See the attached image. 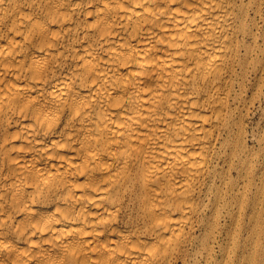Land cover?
I'll list each match as a JSON object with an SVG mask.
<instances>
[{"label":"bare ground","instance_id":"6f19581e","mask_svg":"<svg viewBox=\"0 0 264 264\" xmlns=\"http://www.w3.org/2000/svg\"><path fill=\"white\" fill-rule=\"evenodd\" d=\"M256 105L264 0H0V264H195Z\"/></svg>","mask_w":264,"mask_h":264},{"label":"rangeland","instance_id":"374dc122","mask_svg":"<svg viewBox=\"0 0 264 264\" xmlns=\"http://www.w3.org/2000/svg\"><path fill=\"white\" fill-rule=\"evenodd\" d=\"M253 111L247 121V141L254 149L250 156H261L264 153V107L256 105L250 112ZM255 166L260 177L261 165L257 163ZM258 176L255 180L257 196L254 202H250L246 193V198L240 197V201L233 205L232 215L225 214L227 210L222 212L209 237L199 236L201 232L198 233L197 241L202 242L204 239L208 249L201 244L196 246L195 264H264V193L261 191L264 180H259ZM190 264H194V258Z\"/></svg>","mask_w":264,"mask_h":264}]
</instances>
